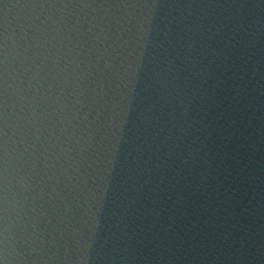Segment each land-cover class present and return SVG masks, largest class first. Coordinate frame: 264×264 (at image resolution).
<instances>
[{"label": "water", "instance_id": "obj_1", "mask_svg": "<svg viewBox=\"0 0 264 264\" xmlns=\"http://www.w3.org/2000/svg\"><path fill=\"white\" fill-rule=\"evenodd\" d=\"M0 264H264V0H0Z\"/></svg>", "mask_w": 264, "mask_h": 264}]
</instances>
